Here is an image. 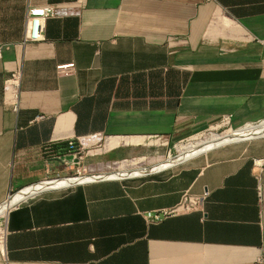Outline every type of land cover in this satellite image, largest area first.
<instances>
[{"label": "crops", "instance_id": "1", "mask_svg": "<svg viewBox=\"0 0 264 264\" xmlns=\"http://www.w3.org/2000/svg\"><path fill=\"white\" fill-rule=\"evenodd\" d=\"M56 3L77 13L25 41L28 6ZM16 67L14 112L3 85ZM224 119L264 120V0H0V206L72 177L53 157L70 139L102 136V159L120 161ZM83 181L14 202L0 264H264V134ZM185 191L208 192L202 210L145 220Z\"/></svg>", "mask_w": 264, "mask_h": 264}, {"label": "built area", "instance_id": "2", "mask_svg": "<svg viewBox=\"0 0 264 264\" xmlns=\"http://www.w3.org/2000/svg\"><path fill=\"white\" fill-rule=\"evenodd\" d=\"M74 13H77V11L72 6H69L65 3L47 4L44 6H28L25 14L24 40H42L44 38L45 22L48 18L61 17ZM20 81L21 68L16 67L14 70H12L9 76L5 78L3 85L4 103L9 105L11 110L14 112L19 109ZM89 140L93 141L92 144L97 143V146L99 147L98 150L104 148L106 141L105 138L99 135L91 136L88 138L70 139L66 143L67 147L65 149V153L62 155L54 154L53 157H55L58 161L66 166L74 167L75 165H79L84 160L83 158L86 155L85 149L87 147L86 142H88ZM254 165L257 169V172L259 173L263 168V161L254 160ZM207 194V191L203 192L200 195L185 191L182 193L180 200L175 205L145 213V220L148 223L158 222L163 218H167L169 216L187 213L195 210H202ZM4 238L5 230L3 226H0V254L3 257L4 251L2 247L4 244Z\"/></svg>", "mask_w": 264, "mask_h": 264}, {"label": "bare ground", "instance_id": "3", "mask_svg": "<svg viewBox=\"0 0 264 264\" xmlns=\"http://www.w3.org/2000/svg\"><path fill=\"white\" fill-rule=\"evenodd\" d=\"M264 134V120L256 123H247L240 128H237L232 133H212L208 138L195 140L187 143L186 145L181 146L178 149V153L174 156H168L165 160H162L158 163L150 165L149 167H134V168H125L123 165L119 167V170L103 172L100 174H86L78 175L66 178H58L54 180L43 181L40 184H35L30 188L20 191L10 198V201L5 205L0 207V219L6 217L8 209L13 205L14 202H18L19 198L27 193L34 192L36 190L49 187H57L62 185H68L76 183L79 181H87L96 177H122V176H131V175H142L151 171H157L164 168H167L171 165H174L178 162L183 161L184 159L193 156L205 149L212 147L217 144L225 143L232 140L246 139L254 136ZM118 168V167H117ZM84 182V181H83ZM70 186V185H69ZM31 195V194H30ZM29 196V195H28ZM21 200V199H20Z\"/></svg>", "mask_w": 264, "mask_h": 264}, {"label": "rangeland", "instance_id": "4", "mask_svg": "<svg viewBox=\"0 0 264 264\" xmlns=\"http://www.w3.org/2000/svg\"><path fill=\"white\" fill-rule=\"evenodd\" d=\"M237 128H234L231 126L230 122L227 120L218 122L217 125L208 126L206 128H203L199 131H196L189 136H186L179 140L178 142H175L172 144L169 149H167L165 152L162 150L159 154H153L146 157H134L129 158L127 160H120V161H107L102 159V152L103 149L98 150L97 143L92 144V140H89L86 142V149L84 156V160L79 164L75 165L72 169H68L65 171V177L66 176H78L79 173L81 175L86 174H100L103 172H109L114 170H119V167L123 165L125 168H134V167H149L150 165H153L155 163H158L162 160H165L168 156H174L178 152V149L186 145L189 142L195 141V140H203L208 138L212 133H218V134H224L227 132L232 133ZM118 167V168H117ZM79 171V172H78ZM64 177V176H61ZM4 218L0 219V226H3Z\"/></svg>", "mask_w": 264, "mask_h": 264}, {"label": "clouds", "instance_id": "5", "mask_svg": "<svg viewBox=\"0 0 264 264\" xmlns=\"http://www.w3.org/2000/svg\"><path fill=\"white\" fill-rule=\"evenodd\" d=\"M66 147H67V146H66ZM79 175H81V174H79ZM83 175H84V174H83ZM59 178H61V177H59ZM54 179H58V177H57V178H52V179H49V180H54ZM46 181H48V180H46ZM12 196H14V194L11 195L10 198H11ZM10 198H9L8 200H10ZM8 200H7L4 204H2L1 206H3V205H5L6 203H8V202H9ZM13 204H14V203H13ZM1 206H0V207H1Z\"/></svg>", "mask_w": 264, "mask_h": 264}, {"label": "water", "instance_id": "6", "mask_svg": "<svg viewBox=\"0 0 264 264\" xmlns=\"http://www.w3.org/2000/svg\"><path fill=\"white\" fill-rule=\"evenodd\" d=\"M259 136H261V135H259ZM254 137H258V136H254ZM250 138H253V137H250ZM220 145V144H219ZM217 146V145H216ZM211 148V147H210ZM208 149V148H207ZM206 150V149H205ZM97 178H106V177H96V178H93V179H97ZM8 201H10V200H8Z\"/></svg>", "mask_w": 264, "mask_h": 264}]
</instances>
